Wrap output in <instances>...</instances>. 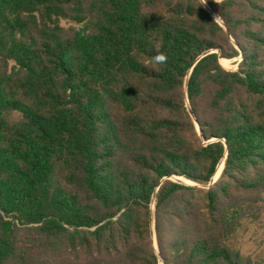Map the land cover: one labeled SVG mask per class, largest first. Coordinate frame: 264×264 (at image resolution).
Segmentation results:
<instances>
[{
	"label": "trees",
	"instance_id": "1",
	"mask_svg": "<svg viewBox=\"0 0 264 264\" xmlns=\"http://www.w3.org/2000/svg\"><path fill=\"white\" fill-rule=\"evenodd\" d=\"M261 224L264 0H0V264H264Z\"/></svg>",
	"mask_w": 264,
	"mask_h": 264
},
{
	"label": "rangeland",
	"instance_id": "2",
	"mask_svg": "<svg viewBox=\"0 0 264 264\" xmlns=\"http://www.w3.org/2000/svg\"><path fill=\"white\" fill-rule=\"evenodd\" d=\"M213 17L215 18L216 16L213 15ZM240 60H241L240 58H236L232 60H224V61L220 60V62L227 70H236ZM222 169L218 175L216 171V174L212 178V183L215 182L219 178L222 172ZM237 246L244 253L260 252L264 248V224H261L258 226H252L249 229H247L243 235L239 236L237 240Z\"/></svg>",
	"mask_w": 264,
	"mask_h": 264
},
{
	"label": "clouds",
	"instance_id": "3",
	"mask_svg": "<svg viewBox=\"0 0 264 264\" xmlns=\"http://www.w3.org/2000/svg\"><path fill=\"white\" fill-rule=\"evenodd\" d=\"M217 4H219L220 0H215ZM202 5L207 4V0H201ZM214 22L222 23L220 16L214 18ZM168 56L165 53L157 52V54L151 58L149 63L153 65L165 64L167 63ZM147 66V65H146Z\"/></svg>",
	"mask_w": 264,
	"mask_h": 264
},
{
	"label": "water",
	"instance_id": "4",
	"mask_svg": "<svg viewBox=\"0 0 264 264\" xmlns=\"http://www.w3.org/2000/svg\"><path fill=\"white\" fill-rule=\"evenodd\" d=\"M212 15H214L213 13H212ZM220 59L221 60H223L224 58H222V57H220ZM224 60H226V59H224ZM223 163H224V161L222 162V165H223ZM212 183V182H211ZM152 208H153V205H152ZM151 224L153 225V215H152V213H151ZM154 235V234H153ZM153 243H154V245H155V240L153 239ZM161 261V264H163L162 263V260H160Z\"/></svg>",
	"mask_w": 264,
	"mask_h": 264
},
{
	"label": "bare ground",
	"instance_id": "5",
	"mask_svg": "<svg viewBox=\"0 0 264 264\" xmlns=\"http://www.w3.org/2000/svg\"><path fill=\"white\" fill-rule=\"evenodd\" d=\"M223 61H224V59H223Z\"/></svg>",
	"mask_w": 264,
	"mask_h": 264
}]
</instances>
